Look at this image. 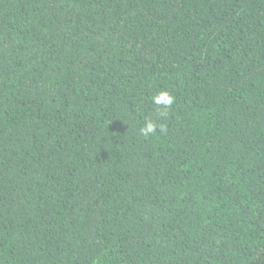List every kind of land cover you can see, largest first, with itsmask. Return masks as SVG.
<instances>
[{"label":"trees","instance_id":"trees-1","mask_svg":"<svg viewBox=\"0 0 264 264\" xmlns=\"http://www.w3.org/2000/svg\"><path fill=\"white\" fill-rule=\"evenodd\" d=\"M0 264H264V0H0Z\"/></svg>","mask_w":264,"mask_h":264},{"label":"clouds","instance_id":"clouds-1","mask_svg":"<svg viewBox=\"0 0 264 264\" xmlns=\"http://www.w3.org/2000/svg\"><path fill=\"white\" fill-rule=\"evenodd\" d=\"M154 103L157 105H164L166 108L171 107L174 103V97H172L168 92H161L156 97L153 98ZM163 115H167V112H163ZM157 124L151 120H146L145 126L141 128V132L148 136L156 131ZM163 130V126H161Z\"/></svg>","mask_w":264,"mask_h":264}]
</instances>
